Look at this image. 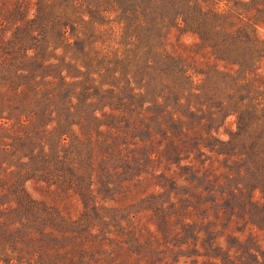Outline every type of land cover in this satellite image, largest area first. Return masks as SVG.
Returning a JSON list of instances; mask_svg holds the SVG:
<instances>
[{
  "label": "rangeland",
  "instance_id": "rangeland-1",
  "mask_svg": "<svg viewBox=\"0 0 264 264\" xmlns=\"http://www.w3.org/2000/svg\"><path fill=\"white\" fill-rule=\"evenodd\" d=\"M0 264H264V0H0Z\"/></svg>",
  "mask_w": 264,
  "mask_h": 264
}]
</instances>
